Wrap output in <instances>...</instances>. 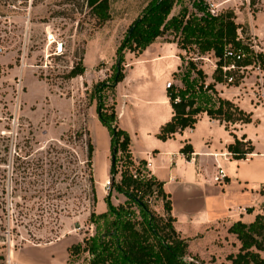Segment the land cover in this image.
I'll use <instances>...</instances> for the list:
<instances>
[{
  "label": "rangeland",
  "instance_id": "374dc122",
  "mask_svg": "<svg viewBox=\"0 0 264 264\" xmlns=\"http://www.w3.org/2000/svg\"><path fill=\"white\" fill-rule=\"evenodd\" d=\"M254 1L256 12L250 6L252 0H175L168 16H151L150 20L159 24L161 31L169 28L152 50H163L166 58L176 55L178 70L182 64L178 57L181 51L170 42L181 36L183 30H186L185 35L195 33L196 36L203 32L202 26H206L204 32L210 36L219 14L233 11L239 25L238 35L251 46L256 61L251 67L232 69L235 80H239L238 86L220 85L219 90L224 98L244 109L255 107L257 118L264 120L261 60L264 57V0ZM109 2L111 20L102 28L96 26L82 0H34L31 24H0V48L3 50L0 53V203L2 208L8 205L7 214L10 216L9 226L0 209V215L7 219L3 224L0 222V254L5 256L6 264H84L89 259L88 254L70 259L68 249L81 244L85 238L103 237L108 220L142 219L144 211L165 215L164 202L156 195L136 202L112 190V185L106 183L110 177L101 179L95 164L97 205L92 206L91 177L84 166L86 157L80 143L69 139L76 132L90 130L93 87L114 76L112 67L118 46L135 22L158 0ZM1 12L19 22L24 15L21 11ZM174 18L181 21L169 25ZM189 19L194 21L193 25L185 29L186 22L182 24V20ZM52 29L66 42L67 53L61 58L45 60L50 52L44 39ZM182 53L189 59L185 52ZM139 58L141 56L127 54L126 75L136 67ZM201 60L200 67L211 82L216 60L211 56ZM78 63H83L84 75L68 78ZM149 63L151 77L157 81L162 62L155 56ZM169 82L175 83L171 79L165 87ZM27 154H32L33 159H43L46 170L61 167L58 172L64 175L56 180L53 178L55 171L46 174L50 184L56 182V188L46 187L48 190L25 203L22 197L34 196L35 188H30L26 194L21 191L23 185L15 192L16 186L11 179L16 156L25 159ZM41 200L46 201L45 208L39 210L37 206ZM115 210L121 215L111 212ZM92 212L107 214V219L91 223ZM262 256L264 258V253Z\"/></svg>",
  "mask_w": 264,
  "mask_h": 264
},
{
  "label": "trees",
  "instance_id": "16d2710c",
  "mask_svg": "<svg viewBox=\"0 0 264 264\" xmlns=\"http://www.w3.org/2000/svg\"><path fill=\"white\" fill-rule=\"evenodd\" d=\"M82 1L90 10V15L94 18L98 28H102L111 20L109 0ZM174 4L175 0H158L157 3L150 6L147 14L135 22L116 50V62L112 67L115 72L114 76L97 83L93 87L94 90L90 99L91 103L97 101L99 120L108 129L112 139L109 176L111 189L136 202L145 199L147 196L156 195L158 199L164 202L165 215L144 211L142 219L128 217L123 221L108 220L103 237L85 238L81 244L73 245L68 249L70 259L88 254L89 259L84 264H195L194 261H197H186L188 258V241L182 239L175 229V219L171 214L172 202L164 190V184L150 174L147 162L136 163L134 161L130 149L131 137L119 126L115 104L106 103L107 98H109L108 94L113 93L116 86L125 79L126 55L130 53L141 56L150 45L157 39L165 37L168 32L169 28L167 27L161 31L159 24L150 20L151 16L153 14L159 17L168 16ZM255 5V1L252 0L250 6L256 12ZM157 21L159 22L158 19ZM179 21L181 20L174 18L169 22V25H174ZM184 22H186L185 29H189L194 21L191 19L182 20V24ZM214 25L210 36L204 32L206 26H202L203 32H199L196 36L195 33L191 36L185 35L186 30H183L181 36H176L177 38L170 42L176 44L181 51L179 58L183 65L178 73L174 74V79L180 85L172 84L167 89L173 109V117L162 126L157 135V138L163 142L174 139L176 134L187 129H194L204 115L225 125L228 131H231L230 127L234 128L237 125H248L254 122L253 113L247 112L235 102L221 97L217 90L218 85H239V80H235L232 69L226 70V68L234 66V69L240 70L253 66L256 61L254 51L249 44L240 39L238 35L239 25L236 23L233 11L220 13ZM182 52H185L189 59L183 56ZM205 56H211L216 60V69L211 82L208 74L200 67L199 63L202 61L201 58ZM261 60L262 69H264L263 56ZM84 73L83 63H78L69 72L68 78L83 76ZM230 79H232V83H229ZM69 139H75L80 143L86 157L84 166L91 177L92 206H96V184L94 181L96 146L92 134L86 128L70 135ZM228 150L233 159L245 160L254 153L255 147L250 140H246V137L241 140L235 137V143L230 145ZM181 153L190 159L194 149L192 145L186 144ZM28 157L31 158L26 160ZM32 157V154H27L25 159L24 156H16V167H14V175L11 179V182L14 181L16 186L15 192L19 190V187L21 190L23 185L24 188L21 191L26 194L31 191L30 188H35L33 190L34 196L30 198L24 195L22 197L25 203L48 190L45 189L46 187L49 189L56 188V182L50 184L45 178L46 174L51 175L55 171L53 178L56 177V180L64 175L63 172H58L61 167L58 170H46L43 159H33ZM45 202L41 200L38 202V206L35 205L41 210L45 208ZM7 206L2 208L0 203L1 212L8 219L0 215V222L3 224L5 219L10 226ZM109 207L112 210V206L109 205ZM120 209L123 210V207L120 206ZM111 212L121 215L119 210ZM106 219L107 214L96 215L95 212H92L90 215L91 223L97 224L98 220ZM229 233L237 237L241 246L237 254L227 257L225 264H264L262 256L264 253V211L263 214L257 215L251 224L235 223L230 228ZM0 264H6L5 256L1 254ZM200 264L206 263L200 262Z\"/></svg>",
  "mask_w": 264,
  "mask_h": 264
},
{
  "label": "crops",
  "instance_id": "0c3cea01",
  "mask_svg": "<svg viewBox=\"0 0 264 264\" xmlns=\"http://www.w3.org/2000/svg\"><path fill=\"white\" fill-rule=\"evenodd\" d=\"M155 42L137 59L136 67L125 73L124 81L108 94L106 103L115 104L119 126L131 137L134 161L147 162L150 174L164 184L172 202L175 229L188 241L187 259L225 264L227 257L240 249L230 228L237 222L251 224L264 211V120L257 118L255 107L247 110L240 106L253 113L252 124L237 125L228 131L225 125L204 115L194 129L178 133L167 142L159 140L162 126L173 117L165 83L172 79L174 85H180L174 74L183 64L177 70L176 55L166 58L163 50L154 52ZM155 56L162 62L157 81L149 71V60ZM219 86L217 90L224 98ZM90 104L95 170L103 179L110 176L112 139L99 120L97 101ZM235 137H246L255 147L245 160L233 159L228 150ZM186 144L194 149L190 159L181 153ZM218 167L226 173L224 184L213 181Z\"/></svg>",
  "mask_w": 264,
  "mask_h": 264
},
{
  "label": "built area",
  "instance_id": "2783aa9c",
  "mask_svg": "<svg viewBox=\"0 0 264 264\" xmlns=\"http://www.w3.org/2000/svg\"><path fill=\"white\" fill-rule=\"evenodd\" d=\"M34 0H0V24L4 25H24L28 26L31 24V13L33 10ZM2 10H8L11 12H23L24 15L20 18V22L12 20L10 17L4 16L2 14ZM47 47L49 48V56L45 57V60H49L50 58H61L66 55L67 48L66 42L57 34L53 29L46 33L44 39ZM3 50L0 48V53ZM234 69V66L226 68V70ZM232 81V79H230ZM173 83L169 82L166 88H170ZM150 165V164H149ZM213 181L217 184H224L226 181V173L223 168L218 167V172L214 176ZM110 180L108 181V185H110Z\"/></svg>",
  "mask_w": 264,
  "mask_h": 264
},
{
  "label": "bare ground",
  "instance_id": "6f19581e",
  "mask_svg": "<svg viewBox=\"0 0 264 264\" xmlns=\"http://www.w3.org/2000/svg\"><path fill=\"white\" fill-rule=\"evenodd\" d=\"M109 181V180H108ZM108 181L106 182L108 184Z\"/></svg>",
  "mask_w": 264,
  "mask_h": 264
}]
</instances>
